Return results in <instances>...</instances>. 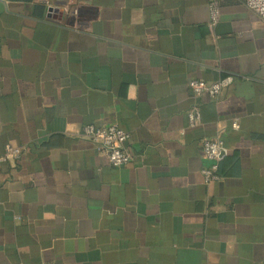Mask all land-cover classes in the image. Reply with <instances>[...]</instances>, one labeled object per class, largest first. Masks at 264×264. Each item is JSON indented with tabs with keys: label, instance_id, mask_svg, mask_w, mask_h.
Segmentation results:
<instances>
[{
	"label": "crops",
	"instance_id": "1",
	"mask_svg": "<svg viewBox=\"0 0 264 264\" xmlns=\"http://www.w3.org/2000/svg\"><path fill=\"white\" fill-rule=\"evenodd\" d=\"M209 1L0 0V264H264V21ZM111 123L122 166L79 137Z\"/></svg>",
	"mask_w": 264,
	"mask_h": 264
},
{
	"label": "built area",
	"instance_id": "2",
	"mask_svg": "<svg viewBox=\"0 0 264 264\" xmlns=\"http://www.w3.org/2000/svg\"><path fill=\"white\" fill-rule=\"evenodd\" d=\"M218 0H210L208 7L212 23H215L219 16ZM241 4L256 14L264 21V0H239ZM48 7L51 5L48 3ZM75 13L76 10L73 9ZM234 81V75L226 74L211 82L202 79L191 78L188 80V91L194 98L207 95L211 100H216L224 89ZM199 108L197 103L188 110V122L190 125L199 123ZM236 126V124H234ZM79 137L90 143L94 151L104 157L113 166H122L129 163L132 159L127 143L129 139L128 131L123 130L115 123L105 126H95L86 124L82 127ZM200 149L206 165L201 168L200 173L205 182L218 180L219 162L225 154L223 141L219 137L203 138L200 141ZM22 149L19 146L7 143L0 153V163L9 161L15 162L20 159Z\"/></svg>",
	"mask_w": 264,
	"mask_h": 264
}]
</instances>
